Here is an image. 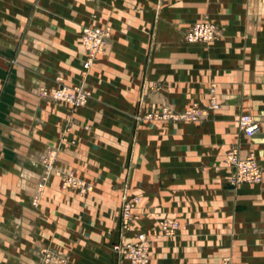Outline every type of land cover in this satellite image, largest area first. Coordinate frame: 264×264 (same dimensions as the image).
I'll use <instances>...</instances> for the list:
<instances>
[{
  "label": "crops",
  "instance_id": "1",
  "mask_svg": "<svg viewBox=\"0 0 264 264\" xmlns=\"http://www.w3.org/2000/svg\"><path fill=\"white\" fill-rule=\"evenodd\" d=\"M201 20L213 39L185 42ZM91 26L109 37L84 70ZM58 83L90 97L72 108L37 93ZM193 103L207 117L166 131L133 116ZM243 113L258 124L250 137ZM232 146L254 157L259 184L230 183ZM62 173L88 191L62 188ZM163 217L178 223L173 235ZM138 232L147 264H264V0H0V264H40L52 249L63 264H123L111 247Z\"/></svg>",
  "mask_w": 264,
  "mask_h": 264
},
{
  "label": "built area",
  "instance_id": "2",
  "mask_svg": "<svg viewBox=\"0 0 264 264\" xmlns=\"http://www.w3.org/2000/svg\"><path fill=\"white\" fill-rule=\"evenodd\" d=\"M215 34V25L211 22L201 20L193 23L184 32L183 40L187 43H205L211 41ZM108 37V26H91L81 29L80 39L85 52V59L81 66L84 70L90 67L96 55L103 52ZM37 93L41 97H46L52 101L65 102L72 108L84 105L90 97L89 91L81 85L68 86L61 83L50 88L40 87ZM207 97V108L217 109L218 103L213 84L208 87ZM162 112L166 114V109H163ZM199 116V110L194 105L174 114V117L179 119H196ZM236 125L239 131L246 137L252 136L258 130L257 122L247 113L240 114L237 117ZM223 161L231 168L229 181L232 185L241 183L259 184L261 182L262 172L260 166L251 154L240 157L237 146L229 147L224 153ZM60 185L62 188H74L79 191V193L83 192L84 189H89L88 186H84V183L75 179L70 173L60 174ZM36 201L37 195L33 197L32 204L34 205ZM137 203L138 197L136 196L124 198L121 201L119 223L123 232L129 230L135 216L132 210ZM157 225L161 234L164 236L173 235L178 228V223L175 220L166 217L159 218L157 220ZM111 248L120 255L123 264H147L148 262L149 240L142 232L136 233L133 241L116 243L113 244ZM63 263V257L49 251L43 253L40 262V264ZM220 264H228V262L226 259H223Z\"/></svg>",
  "mask_w": 264,
  "mask_h": 264
},
{
  "label": "rangeland",
  "instance_id": "3",
  "mask_svg": "<svg viewBox=\"0 0 264 264\" xmlns=\"http://www.w3.org/2000/svg\"><path fill=\"white\" fill-rule=\"evenodd\" d=\"M210 85H212V84H210ZM192 105H194L199 110V113H200V116L196 119H185V118L179 119V118H176V117H174V114H177L186 108H184L182 110H175L170 105H165V104L161 105L157 108L152 107L151 109H148V110L143 109V112H137L133 116L137 121H142L143 125L147 124V125L154 126L157 124H162L164 126L163 130L166 131V130H170L171 127L175 123H178V122H197V121H201L207 117V110H208L207 108H205V109L199 108V107H197L196 103H193L190 106H192ZM163 109H166V114H163V112H162ZM84 186H88V185L84 183ZM64 189L76 190L74 188H64ZM86 191H88V190L84 189V191L81 193H85ZM77 192L79 193V191H77ZM119 212H120V207H119ZM52 250H53L52 252L55 253L54 249H52ZM55 254H57V253H55Z\"/></svg>",
  "mask_w": 264,
  "mask_h": 264
}]
</instances>
